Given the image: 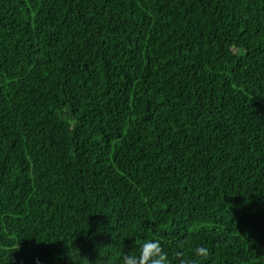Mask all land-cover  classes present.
<instances>
[{"label":"trees","instance_id":"trees-1","mask_svg":"<svg viewBox=\"0 0 264 264\" xmlns=\"http://www.w3.org/2000/svg\"><path fill=\"white\" fill-rule=\"evenodd\" d=\"M156 239L264 264V0H0V264Z\"/></svg>","mask_w":264,"mask_h":264},{"label":"clouds","instance_id":"clouds-1","mask_svg":"<svg viewBox=\"0 0 264 264\" xmlns=\"http://www.w3.org/2000/svg\"><path fill=\"white\" fill-rule=\"evenodd\" d=\"M193 256L201 260H207L210 256V250L205 246H197L193 250ZM178 264H196L194 259L188 258L182 250L174 253ZM120 264H173L169 260L168 253L164 251L160 240H145L139 248V254L134 252L122 255Z\"/></svg>","mask_w":264,"mask_h":264}]
</instances>
